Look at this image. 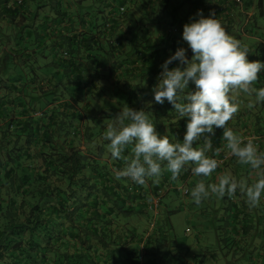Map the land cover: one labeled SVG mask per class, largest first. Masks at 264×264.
<instances>
[{
	"label": "crops",
	"instance_id": "0c3cea01",
	"mask_svg": "<svg viewBox=\"0 0 264 264\" xmlns=\"http://www.w3.org/2000/svg\"><path fill=\"white\" fill-rule=\"evenodd\" d=\"M120 7L125 12H119ZM198 12L205 17L214 14L230 36L248 47L249 61L264 62V0H0V56L8 52L12 57L0 92L10 83L22 91L44 88L46 94L39 93L41 99L35 105L51 112L60 109L62 99L51 100L53 95L61 90L73 93L82 106L83 129L78 135L82 141L77 148L91 160L88 169L94 167L96 155L102 154L98 169L110 174L102 182L127 186L135 205L122 221V230L130 229L138 238L152 236L145 249L143 240L135 243L139 248L132 259L118 255L112 264H264V197L256 208H250L239 191L231 198L212 195L200 205L191 199V190L200 179L206 185L225 173L248 184L256 179L249 165L237 163L225 149L223 129L209 134L213 149H220L214 157L211 151L207 153L219 165L210 177H197L189 167L176 181L165 171L158 182L149 179L142 186L115 179V170L122 169L124 161L111 159L103 139L107 125L127 106L147 111L160 135L182 141L187 118L178 120L167 101L156 104L151 90L164 61L177 48H187L182 28ZM107 21L115 25L108 32L103 28ZM65 51L72 57H64ZM191 55L188 50V58ZM176 66L174 61L169 68ZM254 87H264V71L258 73ZM189 90L194 86L190 84ZM233 95L238 96L240 110L226 127L245 140H258L259 150L264 151V138L257 139L264 131V104L249 109L247 104L254 97ZM40 111L33 115L40 116ZM24 118V114L18 116ZM204 143L202 137L193 146ZM130 151L131 146L124 155ZM159 190L162 193L155 201ZM145 203L148 206L142 211ZM179 211L194 215L187 219L181 238L174 234L171 221Z\"/></svg>",
	"mask_w": 264,
	"mask_h": 264
},
{
	"label": "trees",
	"instance_id": "16d2710c",
	"mask_svg": "<svg viewBox=\"0 0 264 264\" xmlns=\"http://www.w3.org/2000/svg\"><path fill=\"white\" fill-rule=\"evenodd\" d=\"M113 26L107 21L104 31ZM10 56H0V88ZM3 86L7 92H0V264H112L118 255L132 259L138 240L147 248L151 235L138 238L130 229L122 230V221L135 207L128 187L102 182L110 176L98 169L102 154L96 155L90 170L91 160L77 148L82 141V106L73 93L61 90L53 95L51 100L62 99L60 109L51 112L35 105L46 89ZM67 93L70 100H65ZM37 110L40 116L35 117ZM20 114L25 118L18 119Z\"/></svg>",
	"mask_w": 264,
	"mask_h": 264
},
{
	"label": "clouds",
	"instance_id": "9594fccd",
	"mask_svg": "<svg viewBox=\"0 0 264 264\" xmlns=\"http://www.w3.org/2000/svg\"><path fill=\"white\" fill-rule=\"evenodd\" d=\"M181 39L187 48H177L164 61L151 91L156 104L167 101L178 120L187 118L183 139L173 136L176 142H172L169 136L157 133L147 111L124 106L103 135L111 159L124 161V167L115 170V179L142 186L149 179L158 182L167 171L170 179L176 181L189 167L193 175L208 178L219 165L207 153L211 151L213 157L220 154L219 148L213 149L209 134L221 128L229 154L237 163L249 165L256 179L248 184L230 173L219 175L217 182L207 185L200 179L191 190V199L200 205L212 195L231 198L239 191L246 197L247 205L256 208L264 197V151L252 139L245 140L226 125L240 110L234 93L254 97L247 104L249 109L264 104V87H254L258 73L264 71V62L249 61L248 47L230 36L211 13L205 17L198 12L196 18L185 23ZM174 61L178 66L170 69ZM190 84L194 90H189ZM202 137L204 145L195 148L194 143ZM129 146L131 151L126 156Z\"/></svg>",
	"mask_w": 264,
	"mask_h": 264
},
{
	"label": "rangeland",
	"instance_id": "374dc122",
	"mask_svg": "<svg viewBox=\"0 0 264 264\" xmlns=\"http://www.w3.org/2000/svg\"><path fill=\"white\" fill-rule=\"evenodd\" d=\"M189 216L194 218V215L191 213L186 214L184 211H179L171 216V221L174 225V234H176L179 238L184 236L185 229L188 225L187 219Z\"/></svg>",
	"mask_w": 264,
	"mask_h": 264
},
{
	"label": "built area",
	"instance_id": "2783aa9c",
	"mask_svg": "<svg viewBox=\"0 0 264 264\" xmlns=\"http://www.w3.org/2000/svg\"><path fill=\"white\" fill-rule=\"evenodd\" d=\"M236 2H238V3H241V0H235ZM125 9H124V7H120L119 8V11L120 12H123ZM63 54H66L65 52L63 53ZM264 138V131L261 133V135L259 136V137H257V139H263ZM258 140H256L254 143L256 144V145H258ZM225 149L227 150V148L225 147ZM161 193H162V191L161 190H159L158 191V196H157V198L155 199V201H157L158 200V197L161 195Z\"/></svg>",
	"mask_w": 264,
	"mask_h": 264
}]
</instances>
